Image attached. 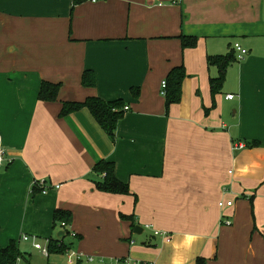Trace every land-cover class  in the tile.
<instances>
[{
  "label": "crops",
  "instance_id": "1",
  "mask_svg": "<svg viewBox=\"0 0 264 264\" xmlns=\"http://www.w3.org/2000/svg\"><path fill=\"white\" fill-rule=\"evenodd\" d=\"M232 51L213 95L208 58ZM180 65L181 101L167 110L162 81ZM43 81L61 84L57 100L39 99ZM93 96L129 107L114 141L87 108L60 115ZM0 134L2 247H32L27 234L100 264H264V0H0ZM102 160L129 194L97 189Z\"/></svg>",
  "mask_w": 264,
  "mask_h": 264
},
{
  "label": "trees",
  "instance_id": "2",
  "mask_svg": "<svg viewBox=\"0 0 264 264\" xmlns=\"http://www.w3.org/2000/svg\"><path fill=\"white\" fill-rule=\"evenodd\" d=\"M87 0H73V6L81 4ZM197 38L195 37H182L183 47L195 46ZM236 60V54L234 51L220 56H210L208 58L209 63L217 64L219 67V76L211 79V89L213 95L219 93L225 82L227 69L232 62ZM186 70L184 65L174 67L167 75V91H166V108L169 110L172 104L179 103L182 96V84L186 77ZM82 82L85 86L93 87L97 84L94 71L86 70L83 73ZM61 89L60 83H53L50 81H43L39 92V99L45 101H55L59 96ZM132 92L135 96L139 95V88H133ZM125 101L124 99H115L106 101L100 97H88L85 101H66L63 103L60 115L66 116L70 113L87 108L98 124L103 128L108 137L114 141L116 137V129L119 120L125 113ZM94 170L101 178L95 182L97 189L110 193L129 194V186L126 183L120 181L115 175V164L112 161L102 160L94 167ZM43 190V189H42ZM125 219H130L131 216L122 215ZM55 218L58 223L65 221L70 224L72 220V214L66 210H57ZM134 224V223H133ZM68 233L65 232L64 235ZM48 247L51 253H65L67 249L71 248L63 241L55 240L53 238L48 239ZM24 256L21 252L19 245L15 240L6 246L0 245V264H17L18 259ZM83 261H79L77 264H83ZM196 264H207V259L203 257L197 258Z\"/></svg>",
  "mask_w": 264,
  "mask_h": 264
},
{
  "label": "built area",
  "instance_id": "3",
  "mask_svg": "<svg viewBox=\"0 0 264 264\" xmlns=\"http://www.w3.org/2000/svg\"><path fill=\"white\" fill-rule=\"evenodd\" d=\"M90 1H97V0H90ZM234 49L237 51V59L238 60H243L245 58V56L248 54V50L246 48H244L240 43H236L234 46ZM166 91H167V81L166 79L162 81V91L161 93L165 96L166 95ZM234 97V94H229L227 95V99H232ZM129 107L126 106L125 109L127 110ZM5 160V149L3 148V144H2V136L0 134V167L3 165V162ZM37 185H40L43 187V191L45 192L46 189L44 187L45 186V181H40L37 183ZM233 205V201L229 200V201H220V206L222 208L227 207V206H232ZM61 227L64 230V233L67 232L68 235L70 236H75L76 233L69 228L70 224L66 223L65 221H62L61 223ZM224 224L226 225H231L232 221L229 219H226L224 221ZM161 234L160 231L156 230L155 231V235H159ZM23 240H32L33 242V246L36 249H39L42 251V253L45 256H49L50 255V251H49V247L48 246H43L40 242H38L37 237H32L30 235H23L22 236ZM48 241V240H47ZM66 256H67V260L69 264H77L79 261H84L87 260L88 262H92L95 260L94 256H85L82 253H80L79 251L69 248L66 250ZM101 260V259H100ZM102 261V260H101ZM108 264H144L141 261H133L131 259L125 258V259H116Z\"/></svg>",
  "mask_w": 264,
  "mask_h": 264
},
{
  "label": "rangeland",
  "instance_id": "4",
  "mask_svg": "<svg viewBox=\"0 0 264 264\" xmlns=\"http://www.w3.org/2000/svg\"><path fill=\"white\" fill-rule=\"evenodd\" d=\"M37 239L38 242H40L43 246H48V241L46 239L43 238H37ZM19 248L24 256H21L18 259L17 264H68L66 253L63 254L51 253L49 256H45L41 250L36 249L33 246L31 247L30 242H24V241H22V244L20 245ZM83 262H84L83 264H100L97 261L88 262L87 260H84Z\"/></svg>",
  "mask_w": 264,
  "mask_h": 264
},
{
  "label": "water",
  "instance_id": "5",
  "mask_svg": "<svg viewBox=\"0 0 264 264\" xmlns=\"http://www.w3.org/2000/svg\"><path fill=\"white\" fill-rule=\"evenodd\" d=\"M143 227H141L140 225H137L134 229V232L137 234H141L143 232Z\"/></svg>",
  "mask_w": 264,
  "mask_h": 264
}]
</instances>
